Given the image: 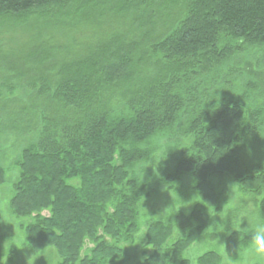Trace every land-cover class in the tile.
<instances>
[{"label":"trees","instance_id":"trees-1","mask_svg":"<svg viewBox=\"0 0 264 264\" xmlns=\"http://www.w3.org/2000/svg\"><path fill=\"white\" fill-rule=\"evenodd\" d=\"M33 21L61 44L24 114L36 139L14 162L10 209L28 249H53L59 264H130L131 247L133 264L241 252L252 235L230 220L224 254L184 258L224 210L225 182L264 215V162L249 152L264 115V0H0V29ZM184 177L189 211L145 218L155 184L177 193Z\"/></svg>","mask_w":264,"mask_h":264},{"label":"rangeland","instance_id":"rangeland-1","mask_svg":"<svg viewBox=\"0 0 264 264\" xmlns=\"http://www.w3.org/2000/svg\"><path fill=\"white\" fill-rule=\"evenodd\" d=\"M40 22L33 21L31 24L22 26L8 22L0 29V162L6 171L5 183L0 185V246L2 247L1 259L7 257L5 264H59L60 261L53 249L48 248L37 252L28 249L21 226L27 221L14 217L10 209L13 196L12 184L18 176L14 162L20 151L34 142L37 136L36 132L24 129V114L31 113L39 105L32 87L40 86L42 79L49 78L51 65L47 59L48 52L51 51L49 47L57 49L61 44V35L53 34L55 38H52L51 30L42 28L44 24ZM51 52H54V49ZM56 56L58 57L57 54ZM258 85H261L262 90L260 92L262 98L258 106L264 111V86L260 82ZM30 116L32 115L28 114L27 118ZM260 121L262 123L257 139L255 143H252L249 152L252 157H257L264 162V115ZM157 143L162 148L166 144L164 140H159ZM161 152L162 150H158L151 162L145 164V169L150 173L151 170L155 171L156 161L161 160ZM157 183L155 184L157 191L151 195L142 209L148 220H166L178 210L189 211L196 200L187 177L181 180L177 193L172 192L162 180ZM225 183L224 210L212 215L210 229L198 242L188 248L184 253L185 259L192 261L208 251L224 254L223 232L230 220L235 221L237 228L251 235L258 228L264 227V215L260 212L258 202L250 200L249 195L241 194L234 183L230 181ZM152 184L154 185L153 182ZM227 209H229L228 213H226ZM142 218L140 222L145 219ZM221 225L223 231L214 230ZM212 235L215 236L214 239L211 238ZM250 240L251 236L238 254L222 255V264H264V258L250 251ZM131 250L133 262L130 264H133L139 260L141 253L138 247H131Z\"/></svg>","mask_w":264,"mask_h":264},{"label":"clouds","instance_id":"clouds-1","mask_svg":"<svg viewBox=\"0 0 264 264\" xmlns=\"http://www.w3.org/2000/svg\"><path fill=\"white\" fill-rule=\"evenodd\" d=\"M161 160H163V159H161ZM231 227H232V225H231ZM214 230L217 232H221V231H223V226L221 225L219 227H216ZM249 248L253 254H255L256 256L264 258V227L258 228L252 234L251 240L249 242ZM6 259H7V257L0 259V264H5Z\"/></svg>","mask_w":264,"mask_h":264}]
</instances>
